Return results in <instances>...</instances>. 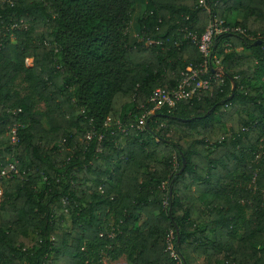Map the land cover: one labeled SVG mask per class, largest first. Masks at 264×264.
Listing matches in <instances>:
<instances>
[{"label": "trees", "instance_id": "1", "mask_svg": "<svg viewBox=\"0 0 264 264\" xmlns=\"http://www.w3.org/2000/svg\"><path fill=\"white\" fill-rule=\"evenodd\" d=\"M205 4L0 0V264H264V0ZM212 19V85L139 129Z\"/></svg>", "mask_w": 264, "mask_h": 264}, {"label": "built area", "instance_id": "2", "mask_svg": "<svg viewBox=\"0 0 264 264\" xmlns=\"http://www.w3.org/2000/svg\"><path fill=\"white\" fill-rule=\"evenodd\" d=\"M201 6H206L205 0H200ZM240 32L244 33L240 28L227 27L224 21L212 19L206 32L199 37L193 33H185V38L190 39L192 44L196 46L199 52L202 54L204 63L199 68L188 67L185 72L182 73V80L179 87L175 90L169 91L159 88L154 91L149 99V103L152 105V109L148 110L145 115L140 119L138 128L143 129L146 124V117L154 111H160L162 109H172L177 106L178 103L183 101H189L193 99L200 91H207L212 85V76H210L209 59L211 58V46L216 36L224 32ZM151 44V43H150ZM219 64V61H216ZM209 77L208 79H202V77ZM219 78V75L216 76ZM12 145L15 147L18 143L17 130L13 129L11 132ZM17 161L14 157L8 158L7 165L0 168V198L3 194V183L9 181L17 174ZM173 237L169 239V246L172 248L171 241ZM172 258L178 261V264H184L179 255L172 251Z\"/></svg>", "mask_w": 264, "mask_h": 264}, {"label": "rangeland", "instance_id": "3", "mask_svg": "<svg viewBox=\"0 0 264 264\" xmlns=\"http://www.w3.org/2000/svg\"><path fill=\"white\" fill-rule=\"evenodd\" d=\"M143 12H144V7H139L138 8V12H137V16H136V18H135V20L137 19V18H139L140 16H142L143 15ZM139 15V16H138ZM135 35V34H134ZM133 35V36H134ZM5 36V35H4ZM1 37H3V33L2 32H0V38ZM9 37H10V39L11 40H13V42L14 41H16V37L13 35V34H11V35H9ZM32 60L30 59L29 61H28V65L29 66H31L32 65ZM22 92H23V94L24 93H26V92H28V87L25 85V86H23V88H22ZM37 110L38 111H40V112H43V111H45V106H44V104H39L38 105V107H37ZM44 125H45V127H47V122L46 121H44ZM1 190L3 191V194H4V187H3V189L1 188ZM3 194H1V198H0V201L2 200V198H3ZM103 264H127L126 263V258L125 257H122V258H120L119 260H117V261H112V260H110V259H108V258H105L104 260H103Z\"/></svg>", "mask_w": 264, "mask_h": 264}]
</instances>
